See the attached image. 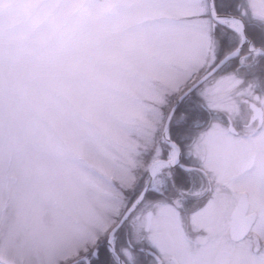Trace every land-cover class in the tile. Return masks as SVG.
Masks as SVG:
<instances>
[{
	"label": "snow or ice",
	"instance_id": "6c2138e0",
	"mask_svg": "<svg viewBox=\"0 0 264 264\" xmlns=\"http://www.w3.org/2000/svg\"><path fill=\"white\" fill-rule=\"evenodd\" d=\"M0 264H264V0H0Z\"/></svg>",
	"mask_w": 264,
	"mask_h": 264
}]
</instances>
